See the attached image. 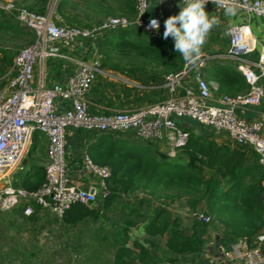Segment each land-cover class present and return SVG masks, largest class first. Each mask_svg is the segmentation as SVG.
<instances>
[{
	"label": "built area",
	"instance_id": "1",
	"mask_svg": "<svg viewBox=\"0 0 264 264\" xmlns=\"http://www.w3.org/2000/svg\"><path fill=\"white\" fill-rule=\"evenodd\" d=\"M150 1L135 0L133 19L109 17L89 27L57 24L54 13L58 0H53L44 14L15 8L9 3L4 5L3 10L11 14L19 27L31 32L34 41L17 53L13 78L0 90V212L23 206V215L29 217L39 207L60 220L73 204L94 207L103 202L108 194L110 168L94 165L85 154L82 162L86 186H78L69 176L65 157L67 138L72 131L130 135L143 144H155L168 159H175L188 140V132L179 120L189 119L203 128L225 133L232 144L245 149L248 156H255L257 165L264 170V120L242 116L243 111L260 107L264 96V45L259 44L248 22L227 28L226 54H201L195 64L185 62L182 70L164 76L160 88L168 98L163 102L135 112L90 113L88 96L104 71L96 44L108 32L132 27L157 38L160 20L145 18ZM159 1L184 6L181 0ZM226 3L242 12L248 21L251 17L264 20V0H226ZM205 8L224 12L212 0H208ZM152 19L159 23V29L150 26ZM82 43L91 49L88 60H75L61 50ZM214 59L233 64L248 86L246 93L234 97L216 95L217 85L207 82L203 74ZM50 60L73 62L75 71L61 83L47 85L45 66ZM6 78L7 75L0 80ZM35 132L46 139L45 181L38 189L28 191L20 186L17 175L25 170L23 156ZM262 202L264 217V193ZM185 211L191 222L206 225L214 222L203 211ZM220 263L264 264V229L250 244L239 239L221 248Z\"/></svg>",
	"mask_w": 264,
	"mask_h": 264
},
{
	"label": "trees",
	"instance_id": "2",
	"mask_svg": "<svg viewBox=\"0 0 264 264\" xmlns=\"http://www.w3.org/2000/svg\"><path fill=\"white\" fill-rule=\"evenodd\" d=\"M114 1L116 13L105 15L135 17V0ZM102 2L107 4V0ZM40 3L37 11L35 5L30 6L32 12L45 13L48 0H40ZM71 5L70 0H58L55 12L63 14V10ZM107 10L111 12L108 7ZM11 20L13 23L0 20V32L19 37L31 35L34 40L31 32L19 27L13 17ZM132 28L108 32L98 41L96 49L102 58L103 70L136 76L140 69L149 68L157 87L162 85L164 76L182 70L186 61L175 52L172 40L160 35L151 38ZM224 44L228 48L229 41L224 39ZM204 76L217 83L216 95L234 97L248 89L241 74L229 63L218 59L210 61ZM261 106L264 109V96ZM186 131L188 140L175 159H168L155 144L134 146L119 135H91L85 154L94 165L111 170L106 182V198L94 207L73 204L60 220L39 207H35L29 217L23 215V206L0 212V264L15 261L50 264V260H43L44 251L19 238L17 229L18 223L25 226L40 224L39 212L53 217L64 230L63 249L83 257L88 264H157L145 247L155 246L153 239H163L166 250L175 256L167 259L170 264H178L176 257L198 253L208 225L191 222V232H184L181 218L170 210L172 205L180 203L189 211L204 205V214L220 227L222 244L227 242L226 238L244 239L250 244L264 229V170L257 165L256 157L248 156L246 150ZM77 132L83 134L80 130ZM44 138L38 132L32 135L31 155L39 154L36 141ZM181 157L186 160L180 161ZM23 163L27 162L23 160ZM19 181L25 190L38 189L45 181L44 167L32 163L19 176ZM127 197L136 198L132 204H123ZM114 212L119 213L117 222L111 220ZM138 224L143 229L142 242L130 239L131 230ZM71 231L73 233H69Z\"/></svg>",
	"mask_w": 264,
	"mask_h": 264
},
{
	"label": "rangeland",
	"instance_id": "3",
	"mask_svg": "<svg viewBox=\"0 0 264 264\" xmlns=\"http://www.w3.org/2000/svg\"><path fill=\"white\" fill-rule=\"evenodd\" d=\"M52 1L53 0H48L47 5L44 7L45 12L49 9ZM70 2H72L73 5L66 7L63 10V14L56 12L54 13V19H58L57 22L60 25L87 27L91 25H97L109 17L122 16L117 14L105 15L108 13H116L115 10L117 4L114 0H107V4H104L102 0H70ZM8 3L13 5L15 8H24L29 12H32L30 6L35 5L37 11L40 9L41 5L40 0H0V20L8 21L10 23H13L11 20V14L3 10L4 5ZM107 7L111 9V12L107 10ZM205 11L209 13L210 16L219 17L220 25L212 29L206 38V42L202 47L201 53L212 56L218 54L221 55L228 49L224 44V39L228 40L226 30L229 26L234 25L237 16H225L223 11L219 13L208 10ZM221 22L227 27L222 25ZM33 41L34 40L31 35L19 37L7 32H0V78H3V76L7 75L6 79L0 80V90L6 88L8 81L13 78L14 73L12 71V67L17 53L21 49L30 47L33 44ZM69 49L73 50L75 47H71ZM90 56V54H85L84 59L88 60ZM154 73L156 74L155 71ZM152 75L153 73L149 68L140 69V71L136 72V76L124 75L122 73H114L110 70H104L103 73L97 78L93 86V90L90 93L91 96L94 94L93 98H95V101L93 103L98 109L97 113H103L105 115L110 112H135L144 107L163 102V94L166 91L161 89L160 86L157 87V85H155L156 81H152ZM90 108H93V106H90ZM31 139L28 142L23 156V160L27 162H22L25 170L28 169L32 163L39 164L43 167L46 163L45 147H42L43 140H35L41 147H37L39 154L35 153L34 155H31ZM37 149L35 148L34 151ZM68 151L69 148L66 149L67 154L65 161L69 171V176L71 177L72 173L68 168V163L70 162V159L68 158ZM179 160L184 161L182 157L179 158ZM25 170L18 174L17 178H19V176H21ZM137 196L139 197L138 194ZM136 197L125 198L123 204H132ZM146 210L147 209H144L143 211ZM170 210L173 212L174 216L181 218V228L184 232H188V230L191 229L192 220L189 214H186V208L183 206V204H174L170 207ZM118 218V212L111 214L112 221L117 222ZM39 219H41L40 224L38 223L32 226H25L18 223L17 229L19 230V238L30 242L31 245L37 246L39 250L44 251L46 256L43 260H50V264H88L83 257H77L75 253L71 254L63 249L64 247L63 244L61 245V243L65 241V237L63 236L64 230L60 224L53 221V217L39 212ZM49 220L52 222L48 223ZM42 225L46 227L41 228ZM209 227L213 234H219L216 225L213 224ZM69 233H73V231ZM71 237L72 240L75 239L74 235ZM143 238L144 234L142 225L138 224V226L131 230L130 239L131 241L139 240L142 242ZM153 243L155 246L152 247L145 245V247L157 260V264H170L167 260L170 258V254L164 246L163 239H153ZM107 257L109 258V255H107ZM13 264L20 263L15 261ZM133 264L139 263L134 262Z\"/></svg>",
	"mask_w": 264,
	"mask_h": 264
},
{
	"label": "crops",
	"instance_id": "4",
	"mask_svg": "<svg viewBox=\"0 0 264 264\" xmlns=\"http://www.w3.org/2000/svg\"><path fill=\"white\" fill-rule=\"evenodd\" d=\"M183 7L182 5L178 3H168V2H162V1H157V0H151L149 2L148 6V11L145 15L146 19L150 18H156L159 19L161 22V29H160V36L163 38V31H164V21L172 15H177L180 11V7ZM205 10L211 11L209 8H205ZM237 19L234 23V25L237 24H242V23H249L250 29L253 33V35L256 37L260 45H264V20L261 18L257 17H251L248 21V18L245 17V15L240 12L236 11ZM255 18V19H253ZM222 25H224L221 22ZM179 26V25H177ZM225 26V25H224ZM227 27V26H225ZM168 40H172L173 38L170 36ZM75 49H69V48H61L62 51L67 52L73 59L75 60H85L84 56L85 54H90L91 50L89 45L87 43H82L74 46ZM71 48V47H70ZM228 50V49H227ZM227 50L223 53L226 54ZM202 51V50H201ZM204 54V53H201ZM221 54V55H223ZM91 55V54H90ZM220 55V54H218ZM91 58V56H90ZM89 58V59H90ZM220 60V59H218ZM223 62L229 63L231 66L233 65L231 62L227 60H220ZM210 63V62H209ZM48 64V65H47ZM45 66V78L47 81V85H52L56 83H61L62 81L66 80L68 77H70L76 68L75 63L73 62H67V61H61V60H53L47 62ZM204 74V70H203ZM205 78V76H204ZM205 80L210 83H214L217 85V83L208 81L206 78ZM95 84V83H94ZM94 86V85H93ZM218 88V85H217ZM93 89H91L92 92ZM217 91V90H216ZM90 92V93H91ZM94 94L91 96L89 94L88 96V102H89V108L90 106H93V108H90L89 111L90 113H93L94 115H104L103 113H97L98 109L96 105L93 103L95 101ZM164 100L168 98V94L164 92L163 94ZM92 109V111H91ZM263 110V111H262ZM108 113V112H107ZM112 113V112H110ZM108 113V114H110ZM107 115V114H105ZM242 116L246 118H251V119H256L260 118L264 120V109L262 106L253 108L250 110H245L242 112ZM179 123L181 124L182 127H184L186 130L193 134L201 135L203 137H207L210 139L215 140L218 143H225L228 144L231 147H235L234 144H232L228 138L227 135L223 132H216L212 130L211 128H203L196 124L195 122L189 120V119H182L179 120ZM91 135L92 134H81L80 132L77 131H72L70 133V136L68 137L67 140V149L69 148L68 151V158L70 159V162L68 163V168L70 169L71 178L72 181L77 184L78 186L84 187L86 186V178L87 174L84 170V165L82 162V157L85 155V147L88 145L91 141ZM120 138L127 140L128 143L131 145H143L140 140L137 138L130 136V135H119ZM32 140V139H31ZM32 142V141H31ZM45 143V144H44ZM45 145V146H44ZM43 147L46 148V139L44 138L43 140ZM245 150V149H244ZM81 158V161H80ZM183 160H186L185 157H183ZM182 207V206H180ZM197 210L199 211H204V205L200 206ZM172 212V211H171ZM173 213V212H172ZM216 225L217 226V231H219V234H213L210 231V225ZM206 228V235L203 238V243L200 247V250L198 253L191 254V255H183L176 257L178 264H225V263H220V257H221V248L227 247L229 244L234 243L238 241L239 239H230L226 238L227 242L225 244H222L220 242L221 239V231L220 227L216 224V222H213ZM216 231V230H215ZM190 233L191 231L188 230ZM171 258H174V255L170 254ZM231 264H237V263H231Z\"/></svg>",
	"mask_w": 264,
	"mask_h": 264
},
{
	"label": "clouds",
	"instance_id": "5",
	"mask_svg": "<svg viewBox=\"0 0 264 264\" xmlns=\"http://www.w3.org/2000/svg\"><path fill=\"white\" fill-rule=\"evenodd\" d=\"M183 7L177 15L169 16L164 21L163 38H173L174 50L189 64H195L201 56L206 38L213 28L220 25L217 16H210L205 11L208 0H181ZM217 6L224 8V14L234 17L236 10L226 0H212ZM179 25V26H177ZM150 26L159 29V23L152 19Z\"/></svg>",
	"mask_w": 264,
	"mask_h": 264
}]
</instances>
